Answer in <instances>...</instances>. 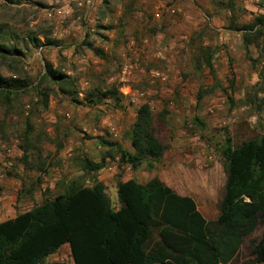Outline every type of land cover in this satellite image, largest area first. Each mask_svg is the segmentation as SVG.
Listing matches in <instances>:
<instances>
[{
  "label": "rangeland",
  "instance_id": "rangeland-1",
  "mask_svg": "<svg viewBox=\"0 0 264 264\" xmlns=\"http://www.w3.org/2000/svg\"><path fill=\"white\" fill-rule=\"evenodd\" d=\"M260 16L264 0H0V45L21 53L0 51V77L22 83L10 99L0 95V223L74 182H106L117 209L121 179L153 177L216 220L227 138L237 148L264 136ZM245 33L255 42L245 44ZM46 61L67 77L65 85L41 81ZM109 91L121 101L104 95ZM145 103L166 152L134 171L107 158L102 142L131 150ZM104 159L102 171L85 169L86 161ZM263 233L258 227L229 264H255L252 245ZM56 263L74 264L70 249L44 264Z\"/></svg>",
  "mask_w": 264,
  "mask_h": 264
},
{
  "label": "trees",
  "instance_id": "trees-1",
  "mask_svg": "<svg viewBox=\"0 0 264 264\" xmlns=\"http://www.w3.org/2000/svg\"><path fill=\"white\" fill-rule=\"evenodd\" d=\"M255 23L264 26V16ZM256 37L245 33V44H252ZM47 44L59 46L55 41ZM0 51L21 54L1 45ZM203 55L213 72L211 55ZM66 79L46 61L42 82L65 85ZM21 84L0 77V95L10 99ZM104 95L121 101L114 91ZM102 145L108 148L107 158H118L121 166L134 171L147 161L161 160L166 152L147 103L138 108L132 126V152L116 143L103 141ZM222 156L227 182L220 213L212 222L203 217L191 197L177 194L157 177L146 185L134 179L119 181V209L112 207L103 183L85 187L74 182L54 199L0 223V264H44L65 245L74 264H229L245 240L264 226V136L237 148L227 138ZM105 162L86 161L85 169L100 172ZM147 166L154 168L151 163ZM251 256L255 264H264V233L252 245Z\"/></svg>",
  "mask_w": 264,
  "mask_h": 264
},
{
  "label": "crops",
  "instance_id": "crops-1",
  "mask_svg": "<svg viewBox=\"0 0 264 264\" xmlns=\"http://www.w3.org/2000/svg\"><path fill=\"white\" fill-rule=\"evenodd\" d=\"M93 5H94V3H93ZM132 148V147H131ZM129 151H133V149H131V150H129ZM117 161H118V163H119V160H118V158L116 159ZM124 166H128V165H122V167H124ZM128 167H130V166H128ZM154 178V177H153ZM153 178H151V179H148V180H146L145 182L143 181V180H136L139 184H142V185H146L150 180H152ZM109 180V179H108ZM135 180V179H134ZM120 181H122V182H127L128 180H125V179H121ZM101 183H103L106 187L108 186L107 185V183L106 182H101ZM107 190V189H106ZM114 190H115V193H117V184L115 185V187H114ZM116 198H117V195H116ZM121 207V205H120V203L118 202V208L117 209H119ZM35 208V207H34ZM32 210V209H31ZM27 211H30V210H26V211H24V212H21L20 214H22V213H25V212H27ZM20 214H17L16 216H18V215H20ZM15 216V217H16ZM15 217H13V218H10L9 220H11V219H14ZM6 221H8V220H6ZM6 221H2L1 223H3V222H6ZM61 250H63V255H66V252H67V250H69V246L68 245H65V246H63L62 248H61Z\"/></svg>",
  "mask_w": 264,
  "mask_h": 264
},
{
  "label": "built area",
  "instance_id": "built-area-1",
  "mask_svg": "<svg viewBox=\"0 0 264 264\" xmlns=\"http://www.w3.org/2000/svg\"><path fill=\"white\" fill-rule=\"evenodd\" d=\"M90 3V1H88V4ZM93 5V4H92ZM59 13H61L60 11H59Z\"/></svg>",
  "mask_w": 264,
  "mask_h": 264
}]
</instances>
